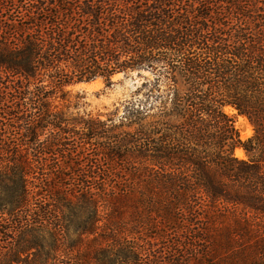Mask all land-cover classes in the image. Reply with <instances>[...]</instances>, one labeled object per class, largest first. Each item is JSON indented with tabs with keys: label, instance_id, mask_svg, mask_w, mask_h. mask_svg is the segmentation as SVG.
I'll return each mask as SVG.
<instances>
[{
	"label": "trees",
	"instance_id": "trees-1",
	"mask_svg": "<svg viewBox=\"0 0 264 264\" xmlns=\"http://www.w3.org/2000/svg\"><path fill=\"white\" fill-rule=\"evenodd\" d=\"M0 264H264V0H0Z\"/></svg>",
	"mask_w": 264,
	"mask_h": 264
},
{
	"label": "rangeland",
	"instance_id": "rangeland-1",
	"mask_svg": "<svg viewBox=\"0 0 264 264\" xmlns=\"http://www.w3.org/2000/svg\"><path fill=\"white\" fill-rule=\"evenodd\" d=\"M129 77H124L121 74L120 77H114L115 79L113 78L112 83L109 85L102 79H97L91 83H83L71 87L72 111L79 112L80 114L87 113L93 116L102 114V118L105 119V114L114 111L121 103L131 99L137 87H140L143 80L141 77L134 83L128 80ZM77 103L80 105L77 109H74ZM227 109V114L233 117L237 124L239 117L243 116H240L235 110L227 111ZM120 111L122 113V109ZM243 119L244 121L241 123V126L237 127L236 125V128L239 130L241 140L246 141L254 135V127L246 117H243ZM241 133L247 134L246 137L242 138ZM237 158L241 160L248 159L245 152L242 158Z\"/></svg>",
	"mask_w": 264,
	"mask_h": 264
},
{
	"label": "bare ground",
	"instance_id": "bare-ground-1",
	"mask_svg": "<svg viewBox=\"0 0 264 264\" xmlns=\"http://www.w3.org/2000/svg\"><path fill=\"white\" fill-rule=\"evenodd\" d=\"M121 75H117V76H115V78H117V77H120ZM114 78V79H115ZM229 110H233L234 111V109H232V108H228L227 109V111H229ZM244 121V119H243V117H239V120H238V122H237V127H240L241 126V123ZM240 129V128H239ZM246 135L247 134H245V133H241V137L242 138H245L246 137ZM235 155L237 156V157H239V158H242L243 156H244V152H243V150H241V149H236V151H235Z\"/></svg>",
	"mask_w": 264,
	"mask_h": 264
},
{
	"label": "water",
	"instance_id": "water-1",
	"mask_svg": "<svg viewBox=\"0 0 264 264\" xmlns=\"http://www.w3.org/2000/svg\"><path fill=\"white\" fill-rule=\"evenodd\" d=\"M124 77L125 74H122ZM137 79H140L139 73L138 72H134L130 75V77L128 78V80H130L131 83H134Z\"/></svg>",
	"mask_w": 264,
	"mask_h": 264
}]
</instances>
